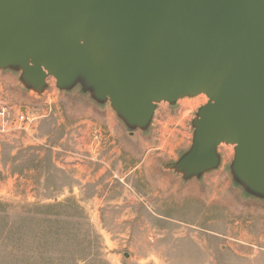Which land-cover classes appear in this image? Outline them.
<instances>
[{"label": "rangeland", "instance_id": "obj_1", "mask_svg": "<svg viewBox=\"0 0 264 264\" xmlns=\"http://www.w3.org/2000/svg\"><path fill=\"white\" fill-rule=\"evenodd\" d=\"M87 36L68 72L0 58L30 117L0 124V264H264V155L209 134L202 87L127 90Z\"/></svg>", "mask_w": 264, "mask_h": 264}, {"label": "water", "instance_id": "obj_2", "mask_svg": "<svg viewBox=\"0 0 264 264\" xmlns=\"http://www.w3.org/2000/svg\"><path fill=\"white\" fill-rule=\"evenodd\" d=\"M81 32L127 90L202 87L209 134L264 155V0H0V58L41 49L68 72Z\"/></svg>", "mask_w": 264, "mask_h": 264}, {"label": "built area", "instance_id": "obj_3", "mask_svg": "<svg viewBox=\"0 0 264 264\" xmlns=\"http://www.w3.org/2000/svg\"><path fill=\"white\" fill-rule=\"evenodd\" d=\"M0 103H2V100L0 99ZM10 114H12V119H9ZM30 120V117L28 116V113L23 108H17L14 111H11L8 109V107L4 104H0V124L1 127H4V124L8 121H14L16 123H24Z\"/></svg>", "mask_w": 264, "mask_h": 264}, {"label": "bare ground", "instance_id": "obj_4", "mask_svg": "<svg viewBox=\"0 0 264 264\" xmlns=\"http://www.w3.org/2000/svg\"><path fill=\"white\" fill-rule=\"evenodd\" d=\"M85 21H86V24H87V25H90V24H91V18H87ZM201 90H202V89H201ZM203 95H204V94H203Z\"/></svg>", "mask_w": 264, "mask_h": 264}]
</instances>
